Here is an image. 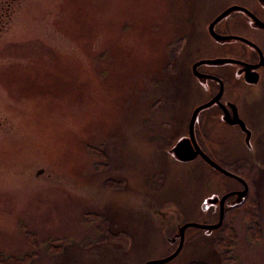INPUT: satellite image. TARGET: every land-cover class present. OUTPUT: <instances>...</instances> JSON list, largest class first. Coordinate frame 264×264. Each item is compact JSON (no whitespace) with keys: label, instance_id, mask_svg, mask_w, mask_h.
I'll return each mask as SVG.
<instances>
[{"label":"rangeland","instance_id":"374dc122","mask_svg":"<svg viewBox=\"0 0 264 264\" xmlns=\"http://www.w3.org/2000/svg\"><path fill=\"white\" fill-rule=\"evenodd\" d=\"M233 3L264 16L256 0H12L7 23L0 0V264L164 259L185 224L219 223L232 193L221 227H189L166 264H264V151H239L257 149L258 135L264 147L258 122L246 147L237 127L197 128L206 152L248 183L243 196L238 179L174 153L213 92L192 63L242 55L209 32ZM252 26L240 14L215 29L264 48ZM260 73L243 93L264 86Z\"/></svg>","mask_w":264,"mask_h":264},{"label":"water","instance_id":"95a60500","mask_svg":"<svg viewBox=\"0 0 264 264\" xmlns=\"http://www.w3.org/2000/svg\"><path fill=\"white\" fill-rule=\"evenodd\" d=\"M258 3L262 4L264 8V0H256ZM242 14L245 19H249L252 21L253 26L257 29L264 31V16H260V14L253 13L248 7H246L243 3H233L232 5H228L224 8V10L214 17V19L210 22L209 32L210 35L219 43H226V45L230 46L233 50L242 53L241 56L234 55H225L224 57H217L213 59H200L196 61L192 69L193 76L196 77L197 80H202L205 82H199L197 85H201L205 83L206 86H210L211 89L209 91H213L209 96V99L198 105L190 118L188 124V139H185L184 142H180L179 149L176 148L174 153L177 155L178 159L181 161H194L195 158L201 157L206 163H208L213 169L216 171L225 174L229 177H234L241 181L245 186L244 191H237V196H243L249 192L248 183L242 179L241 177L229 172L225 169L221 164L216 162L214 157L206 152V150L200 145V135L199 127H201V122L204 121V125L206 127L211 126L210 133H214V129L217 126H226L228 129L233 131V128H238L240 132L243 134V141L241 142L245 147L250 144V141L254 137L253 126L257 123L258 126H261L263 134H264V86H260L258 90L252 89V91H248L247 93H243V89L241 88L242 81H247L249 84L257 85L261 81V70H264V48H262L256 41L245 37L244 33L237 34L235 32H229L222 34L216 31V27L227 20L232 15L236 17V15ZM243 27L244 31H249V27L246 28V22L242 21L238 23ZM252 26V28H253ZM229 28L230 31L231 27ZM219 31V28H218ZM231 43H236V45H231ZM264 43L261 41L260 44ZM246 48H251L254 50L256 54V60L253 57L245 56L247 53ZM249 58V59H248ZM254 60V61H253ZM231 67L234 70L232 75L228 76L225 72L218 70L217 68L221 67ZM201 67H205L204 70H200ZM210 72L216 73L222 79L217 78L216 76L207 74L206 70ZM195 79V78H194ZM195 79V80H196ZM196 80V82H198ZM220 89L218 91V83ZM226 83V90L224 82ZM262 83V82H261ZM233 87V88H232ZM208 90V89H207ZM217 93L216 95H214ZM243 102V103H242ZM245 104V105H244ZM223 108V111H220V108ZM208 113L205 114V113ZM206 120V121H205ZM197 133V135H196ZM233 132L231 133V136ZM263 135L257 136V149L251 150L249 153L244 152V148H241L239 151L245 153L244 158L253 157L258 155L260 157V152L264 151V147L259 143L260 138ZM236 142V141H233ZM259 143V145H258ZM235 146V145H234ZM240 146V145H239ZM259 146V147H258ZM237 148V147H236ZM226 151H222L224 154ZM235 193V194H236ZM233 195L229 194L224 196L221 199L220 209H221V217L220 221L214 225L200 224V223H187L181 228V244L178 250L171 255L170 257H166L164 259H159L155 261H149L146 264H166L169 261L176 258L182 251L185 232L189 227H196L204 230H213L218 229L223 224L224 219V211L225 204L228 200L229 196Z\"/></svg>","mask_w":264,"mask_h":264},{"label":"trees","instance_id":"16d2710c","mask_svg":"<svg viewBox=\"0 0 264 264\" xmlns=\"http://www.w3.org/2000/svg\"><path fill=\"white\" fill-rule=\"evenodd\" d=\"M12 6H13V4H12V0H5V8H4V10H5V12L4 13H6V16L3 18V15H4V13L2 12V10L0 11V17L1 18H3L5 21L7 20V23H8V20L9 19H6V17L8 18V16L10 15V11H12ZM3 13V14H2ZM6 24V23H5ZM5 24L3 25V26H5ZM1 23H0V31H1ZM252 217L254 218H256V215L254 216V214L253 213H251V214H248L247 213V218H248V221L249 220H251L252 219ZM250 233L248 234L249 236H250V238L253 240V241H256V240H258V237H260V234H261V232H260V229H259V225L258 224H254V226H252V228L250 227ZM35 234V233H34ZM233 234V233H232ZM236 236V234H233V237H235ZM50 242H48V243H46V244H49ZM15 262H20L19 260H16Z\"/></svg>","mask_w":264,"mask_h":264},{"label":"flooded vegetation","instance_id":"af4514ba","mask_svg":"<svg viewBox=\"0 0 264 264\" xmlns=\"http://www.w3.org/2000/svg\"><path fill=\"white\" fill-rule=\"evenodd\" d=\"M192 71H193V69H192ZM207 71V74H209V75H213V76H216L217 78H220V79H222L219 75H217L216 73H213V72H210L208 69L206 70ZM193 73H194V71H193ZM217 82V81H216ZM224 82V81H223ZM218 83V82H217ZM224 85H225V90H226V83L224 82ZM218 86H219V83H218ZM219 89H220V86L218 87V91H219ZM217 93H215L214 95H216ZM220 108V111H223V108L222 107H219Z\"/></svg>","mask_w":264,"mask_h":264}]
</instances>
